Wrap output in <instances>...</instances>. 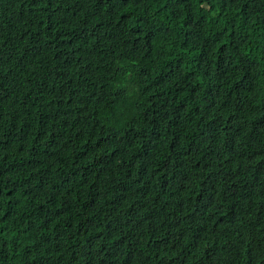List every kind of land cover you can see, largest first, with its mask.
Masks as SVG:
<instances>
[{"label": "trees", "instance_id": "1", "mask_svg": "<svg viewBox=\"0 0 264 264\" xmlns=\"http://www.w3.org/2000/svg\"><path fill=\"white\" fill-rule=\"evenodd\" d=\"M0 264H264V0H0Z\"/></svg>", "mask_w": 264, "mask_h": 264}]
</instances>
